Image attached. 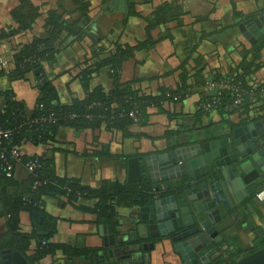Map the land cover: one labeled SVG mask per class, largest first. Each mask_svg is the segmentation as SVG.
Returning a JSON list of instances; mask_svg holds the SVG:
<instances>
[{
  "label": "crops",
  "instance_id": "obj_1",
  "mask_svg": "<svg viewBox=\"0 0 264 264\" xmlns=\"http://www.w3.org/2000/svg\"><path fill=\"white\" fill-rule=\"evenodd\" d=\"M30 2L45 6L47 11L58 4L64 5L69 13L73 11L68 0ZM110 2L91 0L92 12L89 16L68 15L70 26L82 24L81 30L78 34L71 30L64 36L63 45L55 46L56 61L40 59L48 81L53 82L59 94L60 103L69 105L76 98L82 100L86 97L78 76L82 70L91 67L94 53L100 48L111 51L114 42L135 45L136 41L146 40V32L150 33L148 19L159 7L167 5L178 8L179 17L151 31L152 38L158 40L157 44L150 51L138 52L135 59L125 62L119 69L117 84L131 86L144 95L157 96L162 87H177L180 74L177 70L185 63L191 72L189 84L193 90L180 101H167L163 105L150 102L145 106L146 115L142 122L123 130L61 126L54 141L38 146L30 143L23 145L21 151L25 156H42L47 160L48 176L66 179L84 189L99 192L110 184H126L128 161L138 158L146 176L144 180L151 177L153 181L173 184L180 179L171 178L172 174L165 172L176 167V150L232 135L233 128L246 116H255L257 121L264 119V116H259L264 114L262 99L254 100L248 112L242 109L232 114L218 110L201 111L199 102L213 97V90L200 88L193 78L196 72L209 81L217 73H237L246 57L245 52L251 51L255 45L242 35L240 20L263 14L264 0H129V10L133 6L137 16L121 10L106 12ZM21 5L22 0H0V56L12 62L10 73L0 78V91H14L17 100L23 102L25 111L33 114L40 96L35 85L37 78L33 72L20 77L12 59L33 39L44 38L46 34L42 19L29 30L14 32L19 25L13 14ZM258 42L263 45L255 62L263 63L264 38ZM254 57H257L255 52H248V61L256 60ZM198 58L199 64L195 65ZM110 70L104 67L97 73L93 72L91 88L102 87L111 92L116 80ZM246 81L249 85L264 83V67L246 76ZM164 177L169 179L165 181ZM13 179L16 185L10 191L25 197L31 177L22 165L16 166ZM39 197L41 214L38 223L24 208L18 214L14 232L10 227V217L2 216L0 241L11 242L15 233L27 237L33 231L49 232L51 229L50 242L68 246L76 255H66L57 247L47 258V264H185L178 251L173 254V260L169 246L164 247L159 242L154 248L148 245L138 248L139 242L144 243L150 237L156 239L161 235L154 220L155 206L150 202L138 200L131 206H124L117 205L114 200V211L110 212L109 218H102L95 211L100 203L98 198L81 197L72 202L64 194ZM218 208L223 220L216 228L223 242L215 244L203 230L189 243V250H195L199 263L223 260L229 264L234 261V255L240 258L264 247V209L260 212L256 208L237 211L228 203L225 206L221 203ZM102 226H110L113 230L115 244L110 246L112 256L104 247V238L100 234V231L104 232L100 229ZM90 255H93L92 260Z\"/></svg>",
  "mask_w": 264,
  "mask_h": 264
},
{
  "label": "trees",
  "instance_id": "obj_2",
  "mask_svg": "<svg viewBox=\"0 0 264 264\" xmlns=\"http://www.w3.org/2000/svg\"><path fill=\"white\" fill-rule=\"evenodd\" d=\"M68 1L72 4L73 11L71 13H69L62 4H58L53 9H49L47 11L44 10L45 6H36L30 2V0H22L21 7L14 11V20L16 24L19 25V29H15L14 32L17 33L19 30H29L36 23V21L42 19L44 21L46 34V37L44 38L33 39L31 43H28L20 52H17V54L13 56L12 61L16 67L15 71L19 73L20 77L25 76L24 71L34 67L33 65L22 67L21 65L24 63L25 59L36 56L42 60L51 62L56 61L57 51L55 50V46H62L64 43V36L71 33L70 20L67 19L68 15L73 13L78 14L81 17H86L92 12L91 0ZM129 12L130 15H138L133 10V6ZM179 13L180 10H178V8H173L168 5L161 8L159 7L148 19L150 25V28H148L150 29V33L146 32V40L136 41L135 45H131L130 42H114L112 43L114 47L111 51L107 48H100L96 53H94L91 60V67L82 70L78 76L82 89L86 93V97L82 100L76 98L72 100L69 105H62L53 82L48 81L43 88H39L40 76L35 74L34 75L37 78L35 85L39 88L40 96L38 102L36 103V107L34 108L33 114L25 111L23 102L17 100L14 91H0V124L5 128V130H11L14 133L13 140L10 143H4V145H8L13 148L17 147L22 150L23 145L26 143H30L35 146L43 143H49L55 140L56 131L61 126H70L73 128L85 127L92 129L104 128L110 131L123 130L129 125H134L129 118L119 117V114L124 110H138L142 115L140 121L141 123L146 115L145 106L150 105V102L155 103L156 105H163L167 101L176 102L181 99H186V97L191 94L193 87L189 84L191 72L185 63H182L177 70L180 71L177 87H162L159 89L157 96L144 95L139 91L133 90L131 86L117 84L119 69L122 65L131 59H135L138 52L150 51V49L154 48L157 44L158 40H154L152 38L151 31L160 25L168 23L172 19L174 20L175 18H178ZM125 23L126 22H124V24ZM262 42L256 43L253 45L252 50L248 51H253L257 54V57H254L256 60L252 59L248 61V52H245L246 57H244L243 61L239 65V69L235 75H222L217 73L210 81L216 82L221 81L224 78L233 77L235 82L242 81L245 88L248 90H252L254 87H264V83L249 85L246 81V76H249V74L254 73L255 71H259L264 67V62H255L257 61V58H259L258 53L262 49ZM45 47H50L51 49L40 52V49ZM1 58L2 56H0V59ZM199 60L200 59L198 58L195 61V65L199 64ZM11 63L12 62H10V64ZM93 67H95V70H92ZM104 67H109L111 69L110 73L116 80L115 88L109 93L102 87L95 89L91 88L93 72L97 73ZM5 74L7 73L0 65V78ZM193 78L194 81L200 85V88H203L205 84L209 82V80L203 78L201 74H198V72L194 74ZM175 98H177V100H175ZM219 98L220 103L218 111L225 112L224 107L233 101V96L230 91H223L221 95H219ZM252 103L253 101H247L239 109L248 112ZM95 105H98V107ZM234 112L236 111H233L230 114ZM51 113L55 115L57 122L50 126H43L44 128H42V131L39 132L40 134H43L41 135V138L39 137V133H36L35 130L23 125L24 122H27L26 124H28L31 120L36 119V117H46ZM98 113L105 116L100 121L88 122L85 118L88 114L95 115ZM71 114H77L79 117L75 120H70L69 116ZM112 116L113 119L111 120ZM20 124L23 125L22 128L19 127ZM35 156L36 155L25 156L23 154V159H29L30 157ZM38 157L42 161L46 162V165L48 164L45 158L42 156ZM13 177L14 174L9 178L0 170V217H10L9 221L12 222L10 227L13 228L12 230L14 232L17 229L15 228V223L18 220V214L24 208L30 211L33 221L36 224L38 223L39 216L41 214L39 207V196L41 195L49 194L53 196L55 194H64L72 202H75L81 197H84L85 199L98 198L100 203L95 208L96 213L102 218H109L110 216L108 215H111L110 212L114 211V200L117 205L131 206L138 200L140 202L149 200L151 198V195L149 194L150 191H152L153 188H160L159 184H154L150 179H145L139 182V184H110V186H106L103 190L94 192L92 190L79 187L77 184L69 180L55 178L49 175L48 177H45L48 183L38 192L32 193L29 184L27 195L25 197H19L12 194L10 191V188H13V186L16 185ZM163 183L168 185L166 182ZM26 198L31 200L32 204H26ZM50 230L51 229H49V232L40 230L41 232L48 233L47 236H40L39 230L31 232L26 235L27 237H24L22 234L15 233L14 238L11 242H9V245L13 248L22 247L24 251L26 250V252H29L30 255L32 252L31 256L35 257L39 264H41L44 259L53 255L57 247H59V249H61L66 255H76L70 247L65 245H56L50 242L53 234ZM36 240L37 246L32 250L33 242H36ZM42 241H45L46 244L42 245ZM237 258L238 257L234 255V261L229 264H236ZM226 264H228V262Z\"/></svg>",
  "mask_w": 264,
  "mask_h": 264
},
{
  "label": "water",
  "instance_id": "obj_3",
  "mask_svg": "<svg viewBox=\"0 0 264 264\" xmlns=\"http://www.w3.org/2000/svg\"><path fill=\"white\" fill-rule=\"evenodd\" d=\"M112 3H116L117 10L129 12V0L112 1ZM82 26L80 24L77 27H71V30L78 34ZM239 29L252 45L261 41L264 38V13L245 21L241 19ZM49 49L51 48H41L40 52ZM31 71L40 76L39 88H43L48 83L44 68L37 64L24 71V74ZM217 92L213 90L211 95L216 96ZM174 158V164L178 163V165L165 173L172 174L171 178L187 179L186 185L191 187L190 189L195 187L188 192L189 194L195 193L196 187L200 186L199 193L194 197L191 196L190 199L200 200L197 202V210L201 215L206 216V219L201 222L202 226L206 229V233L214 239L215 244L223 242V237L216 229V223L222 219L219 204L224 203L225 206L228 203L236 210L242 209L245 205L251 207L250 203L256 205L258 203L264 207V121L237 128L230 138L226 137L221 140L204 142L200 146L176 150ZM128 162L127 183H138L144 180L146 176H144L139 159L131 158ZM48 174L49 169L46 168L44 177H48ZM168 179L169 177L163 178L165 181ZM152 182L157 181L152 180ZM182 202H186V199ZM153 203L156 207L154 219L157 222L170 220L157 227L161 235L165 237L167 232L181 231L186 223L182 218V209L177 206L176 198H166ZM100 229L104 230V232L100 231V234L104 238L105 247L113 246L115 237L112 228L102 226ZM39 235L47 236L48 233L40 232ZM182 247L183 245L180 246L178 252L183 256L185 264H199L193 254L191 256L195 258L194 261H189L190 257L181 250ZM11 262L25 264L27 261L19 252L11 253L7 250L0 253V264H11ZM236 264H264V248L238 258Z\"/></svg>",
  "mask_w": 264,
  "mask_h": 264
},
{
  "label": "built area",
  "instance_id": "obj_4",
  "mask_svg": "<svg viewBox=\"0 0 264 264\" xmlns=\"http://www.w3.org/2000/svg\"><path fill=\"white\" fill-rule=\"evenodd\" d=\"M40 64V59L36 56H32L28 59L24 60V63L21 65L22 67L29 65H37ZM0 65L2 69L9 73L10 71V62L5 57L0 59ZM206 91L217 90V95L211 98L203 99L199 102V108L203 111H212L219 107V95L223 91H230L233 96V101L224 107L225 112H233L238 110L245 102L254 101L256 99L264 100V87L258 88L254 87L252 90H248L245 88L242 81L235 82L233 77L224 78L221 81H209L203 87ZM177 100V98H175ZM98 107V105H95ZM41 107V106H40ZM100 107V105H99ZM79 117L77 114H71L69 116L70 120H75ZM105 116L103 114H88L85 116L88 122L100 121ZM121 118H129L134 124H139L141 121V113L138 110H124L119 114ZM113 116L111 117V120ZM56 117L53 113L46 117H36V119L31 120L28 124L24 122L23 125L26 127H30L35 130L36 133L42 131L43 126L53 125L55 124ZM22 124L19 127L22 128ZM43 134L39 133V137L41 138ZM14 138V133L11 130H5V128L0 124V170L7 176L12 177L15 171L16 166L22 165L23 168L29 173L31 177L30 189L32 193L38 192L41 188H43L48 181L44 177V170L46 169V162L42 161L38 156L30 157L29 159H23V153L17 147H10L8 145H4V143H10ZM26 204H32V201L29 199H25ZM42 245H45L46 242L42 241Z\"/></svg>",
  "mask_w": 264,
  "mask_h": 264
},
{
  "label": "flooded vegetation",
  "instance_id": "obj_5",
  "mask_svg": "<svg viewBox=\"0 0 264 264\" xmlns=\"http://www.w3.org/2000/svg\"><path fill=\"white\" fill-rule=\"evenodd\" d=\"M112 1H122V0H111V4L109 6H107L106 8H108L109 10H117L116 7V3L113 4ZM122 7V6H121ZM105 8V11L108 12V9ZM120 8V6L118 7ZM130 11V10H129ZM261 15V14H260ZM257 16V15H256ZM259 16V15H258ZM154 17V16H153ZM253 17V16H252ZM251 18V17H250ZM247 20V19H246ZM242 21H245V20H242ZM84 22V21H83ZM248 41V40H247ZM249 42V41H248ZM250 43V42H249ZM41 65V64H40ZM27 74V73H26ZM218 110L215 109V110H212V111H216ZM203 111V110H202ZM212 111H208V112H212ZM237 111V110H236ZM203 112H206V111H203ZM206 112V113H208ZM226 113H231V112H226ZM259 116L263 117L264 114H260ZM260 118V117H259ZM257 119L255 116H246L242 119H240L239 123L237 126H235L233 128V131L232 133L234 132L235 129L237 128H241V127H244V126H247L249 124H257V123H260L262 121H264V119ZM232 135L228 134L226 135L225 137L223 138H230ZM221 138V139H223ZM221 139H218V140H221ZM211 141H216V140H211ZM204 144V143H202ZM201 144V145H202ZM131 159V158H130ZM129 159V160H130ZM178 165V163H177ZM150 180L152 181L153 179L150 177ZM163 181H157L155 182L154 184H159L160 188H153L152 191H150V195H151V198L149 200H146L147 202H150V204H153V202L155 201H158V200H164L166 198L170 199L172 197L176 198V202H177V206L179 207V209H182V212H183V220L184 222L186 223L185 225H183L181 231L179 232H175V233H170V232H167V235L164 237V236H159L157 237L156 239H154V237H150L148 238V240L144 243H141L139 242L138 244V248H144L146 245L150 246V247H153L156 245V243H160L162 244V246L166 247V246H169L170 248V251H171V255H172V259L175 260L174 258V255L175 253H178L177 251L180 249V246L183 245V247L181 248V250L185 251L186 255L189 256L190 258L188 259L189 261L192 260V262L194 261V257H192L191 255L193 254L195 257L197 256L198 257V254L195 253V250H191L189 251V243H191V240L194 239L196 236H198L203 230L206 232V229L203 228L202 226V221L206 219V216L205 215H201L200 212L197 210V202H199L200 200L198 201H193L190 199L191 196H195L199 193V187H196V192L193 193V194H189L188 192L192 191L193 188H195L193 186L192 189H190L191 187L187 186L186 183H187V179H180L179 181L173 183V184H168V185H165L164 183H162ZM183 199H186V202H182ZM249 205L250 206H247L245 205L242 209L240 210H244V209H254L256 208L258 212L261 211V209H264V207L262 205H259V206H256L254 203H250ZM155 206V205H154ZM190 209V210H189ZM189 210V212H188ZM236 210V209H235ZM240 210H237V211H240ZM142 211V210H141ZM191 211V212H190ZM153 213L156 214V207L155 209L153 210ZM154 214V215H155ZM181 216V215H180ZM155 220V219H154ZM187 220V221H185ZM223 220V218L221 219ZM170 221V220H169ZM168 220H165L163 222H157V226L163 224L164 223H167L169 222ZM156 222V220H155ZM219 223V222H218ZM216 223V225L218 224ZM217 229V228H216ZM41 232V231H40ZM39 232V233H40ZM150 239V240H149ZM38 240V239H37ZM37 240L36 242H33V245H32V250L35 249V247L37 246ZM214 241V239H213ZM188 246V248H186ZM191 246V245H190ZM104 247H105V244H104ZM179 247V248H178ZM107 250H108V253L110 256L113 255V250H112V247H105ZM111 248V249H110ZM264 248V247H262ZM260 248V249H262ZM258 249V250H260ZM7 250H10L11 253H15V252H19L25 259H26V263L25 264H39L38 263V260L35 259V257H32V252H31V255L29 252H26V250L24 251V249L22 247H19V248H13L12 246L9 245V241L7 243V241H4V240H1L0 241V253L1 252H4V251H7ZM153 250V249H150V251ZM258 250H254L252 251L251 253H254ZM194 251V253H193ZM26 252V253H25ZM151 253V252H150ZM250 253V254H251ZM196 254V255H195ZM248 254V255H250ZM93 255H90L89 256V259L92 260ZM247 256V255H246ZM192 257V258H191ZM40 261V260H39ZM47 259H44L43 262H41V264H47L46 263ZM199 262V261H198ZM211 262V261H210ZM204 263V262H203ZM11 264H13V262H11ZM199 264H202V263H199ZM209 264H226L225 262H223V260H216L214 261L213 263H209Z\"/></svg>",
  "mask_w": 264,
  "mask_h": 264
}]
</instances>
